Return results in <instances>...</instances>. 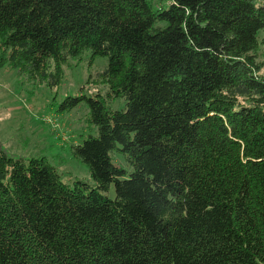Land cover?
<instances>
[{
	"label": "trees",
	"instance_id": "obj_1",
	"mask_svg": "<svg viewBox=\"0 0 264 264\" xmlns=\"http://www.w3.org/2000/svg\"><path fill=\"white\" fill-rule=\"evenodd\" d=\"M0 43L50 87L108 60L62 106L94 184L0 148V264H264V0H0Z\"/></svg>",
	"mask_w": 264,
	"mask_h": 264
},
{
	"label": "rangeland",
	"instance_id": "obj_2",
	"mask_svg": "<svg viewBox=\"0 0 264 264\" xmlns=\"http://www.w3.org/2000/svg\"><path fill=\"white\" fill-rule=\"evenodd\" d=\"M3 54L7 59L0 69V148L12 159H45L67 184L77 180L94 184L86 165L72 153L74 145L97 134L87 103L69 111L62 106L68 97L100 95L107 99L108 86L99 74L108 60L90 53L70 60L62 67L63 82L50 87L21 73L9 62V52L0 43V57ZM261 73L264 75V67ZM108 101L115 110L125 106L122 98ZM114 196L112 187L110 197Z\"/></svg>",
	"mask_w": 264,
	"mask_h": 264
}]
</instances>
